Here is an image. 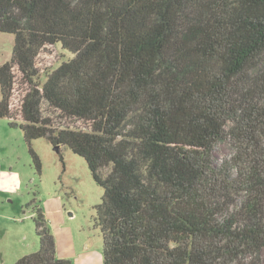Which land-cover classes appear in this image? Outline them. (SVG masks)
<instances>
[{
    "label": "trees",
    "instance_id": "16d2710c",
    "mask_svg": "<svg viewBox=\"0 0 264 264\" xmlns=\"http://www.w3.org/2000/svg\"><path fill=\"white\" fill-rule=\"evenodd\" d=\"M14 35L0 118L82 156L102 188V264H230L264 248V0H0ZM73 56L45 73L46 45ZM20 76V117L9 99ZM45 101L86 128L55 125ZM233 153L212 160L217 142ZM38 249L13 264H71L39 207Z\"/></svg>",
    "mask_w": 264,
    "mask_h": 264
},
{
    "label": "rangeland",
    "instance_id": "374dc122",
    "mask_svg": "<svg viewBox=\"0 0 264 264\" xmlns=\"http://www.w3.org/2000/svg\"><path fill=\"white\" fill-rule=\"evenodd\" d=\"M14 35L0 32V65L10 59ZM73 54L60 45H46L36 59V68L40 79H45V73L56 68L61 62L70 59ZM264 59V56H263ZM17 90L23 86L20 76L14 73ZM1 99V92H0ZM43 116H49L55 125H70L76 128H86L87 124L79 120L66 119L58 114L45 101L41 102ZM31 147L40 162V174L31 161L28 148L23 140L22 131L18 126L9 127L8 120L0 118V160L3 167L8 165L20 169L26 175L33 177L30 189L19 193L0 192V230L4 231L3 249L4 263L13 252H34L38 249V236L35 232L33 216L39 205V193L57 190L62 193L64 202L72 204V211L76 216L74 224L89 226L94 240L98 238L101 247L100 233L93 226V206L100 202L102 188L93 180L85 159L73 153L67 146L60 145L55 149L47 140L35 138ZM233 153L232 144L228 139L216 143L212 151V160L221 162ZM8 169V168H7ZM72 192V194L69 192ZM41 195V193H40ZM76 235L79 232L76 230ZM26 253V252H25ZM3 262V261H2ZM2 264V263H1ZM230 264H264V248L257 256L244 255Z\"/></svg>",
    "mask_w": 264,
    "mask_h": 264
},
{
    "label": "crops",
    "instance_id": "0c3cea01",
    "mask_svg": "<svg viewBox=\"0 0 264 264\" xmlns=\"http://www.w3.org/2000/svg\"><path fill=\"white\" fill-rule=\"evenodd\" d=\"M32 179L33 177L26 175L20 169H14L9 165L3 167L0 160V192L17 194L23 192L25 189L28 190L30 189L28 183H31ZM40 193L39 205L37 207L41 209L47 225L53 234L55 255L58 258L69 259L71 264H102V247L97 240L98 238L94 240L90 234L89 226L85 228L83 224H74L76 216L72 211H69L72 208L71 202L69 201L66 204L62 193H59L55 189ZM70 193L72 194V192ZM75 226L79 232L78 235H76ZM4 236V231L0 230V264L4 263V252L2 251ZM16 252L17 250L8 256L7 264H13L20 256L30 253L27 251H24V253Z\"/></svg>",
    "mask_w": 264,
    "mask_h": 264
},
{
    "label": "built area",
    "instance_id": "2783aa9c",
    "mask_svg": "<svg viewBox=\"0 0 264 264\" xmlns=\"http://www.w3.org/2000/svg\"><path fill=\"white\" fill-rule=\"evenodd\" d=\"M21 92L17 90L16 87H13L12 95L9 99V108L11 111L15 112L17 115L16 117L19 118L20 110H21Z\"/></svg>",
    "mask_w": 264,
    "mask_h": 264
},
{
    "label": "water",
    "instance_id": "95a60500",
    "mask_svg": "<svg viewBox=\"0 0 264 264\" xmlns=\"http://www.w3.org/2000/svg\"><path fill=\"white\" fill-rule=\"evenodd\" d=\"M54 147H55V149H56V150H58V148H59V146H58V145H55Z\"/></svg>",
    "mask_w": 264,
    "mask_h": 264
}]
</instances>
